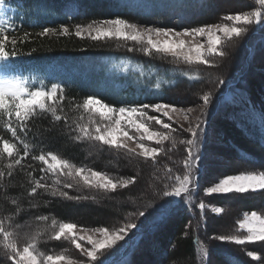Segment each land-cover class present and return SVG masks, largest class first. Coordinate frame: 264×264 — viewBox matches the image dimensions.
Segmentation results:
<instances>
[{"label":"trees","instance_id":"16d2710c","mask_svg":"<svg viewBox=\"0 0 264 264\" xmlns=\"http://www.w3.org/2000/svg\"><path fill=\"white\" fill-rule=\"evenodd\" d=\"M197 1L9 0L11 7L8 16L12 18L16 35L22 37L25 31L30 34L27 41L18 44L20 55L15 58L16 62L64 60L73 63L80 62L82 66L88 67L82 69V76L75 79L72 75L70 77L60 76L59 83L64 88V100L60 102L57 114L64 119L55 121L47 112L38 113L37 116L33 117L28 122L31 133L26 138V142L29 143L32 150L23 162L26 166L23 169L17 168L12 178L5 176L4 180L0 181V219L12 216L14 223L19 225L14 231L17 233L16 239L20 247L24 246L27 234L36 235L39 232L42 235L37 243L38 250L45 255H51L64 248L62 240L56 241L49 238L53 219L57 221V224L70 222L79 226L84 224L103 225L105 223L103 217L115 215V219L123 220L128 213L145 208L147 215H150L152 219L155 209L171 199L163 196V192L169 190L165 185L169 186L170 183L165 172L168 168L172 169L171 159H175L176 154H183L186 149V145L181 143L182 140L186 139L179 134L173 135L175 145L172 144L171 140L169 141L171 148L167 149L168 154L161 153L155 163L151 159H144L143 157H130L134 161L131 170L128 169L131 165L126 164L125 161L121 160L123 156L117 154L121 157L119 162L124 168L119 169L120 173H117L118 169H116L114 174L116 176L123 174L126 178L135 176L136 181L127 188L115 192L106 193L102 190L100 192L89 190L82 182L77 184L74 177L63 175L59 177L60 183L57 185L56 176L45 174L43 182L49 185V190L38 189L35 196H29L28 192L32 184L28 173L32 172L33 176L39 178L41 162L34 161L31 157L49 151L67 159L77 167L86 166L105 173L113 171L110 165L106 163L107 155L105 154L108 152L116 153L119 149L112 147L106 149L107 147H102L99 142L93 140H76L74 139L76 133L70 130V128H76L81 124V118L85 117L87 120L88 115L83 116L81 108L77 105H82L83 100L89 95L97 96L113 106H122L123 104H151L156 102L176 103V98L173 95L179 93L181 87H184L185 93L211 91L207 88L208 84L205 85L204 73L213 75L218 69H209V67L201 65L194 67L178 66L177 63L171 62L167 58L163 61L162 58L158 59L153 55H146L139 50L129 52L127 50L128 43L125 41L116 40L113 42V39L109 42L93 41L87 38L80 39L74 35L73 26L77 23L84 24L94 19L109 18L116 15L140 24L173 26L177 25V22L174 21H177L176 19L179 17L182 18L181 22L187 23L192 21V18L185 16L186 6H194ZM205 1L202 8L198 9L199 15L195 16V19L212 24L227 12L224 10V6L223 10H219L220 0ZM197 4L199 8L200 3ZM183 7L185 13L181 10ZM179 11L182 12L181 16H179ZM234 13L236 12L231 11L229 14ZM60 24L68 25L73 34L70 36L47 35L43 37L36 35L42 27L58 28ZM262 35L264 32L255 38L259 39ZM256 44L264 47V37ZM250 45L252 44L250 43ZM32 49H36V51L32 52ZM130 65L135 70L130 68ZM253 65L254 62L250 66L248 65L251 67L250 77L254 74L252 72H255L254 67H257L255 70L260 68L259 63H255L256 66ZM255 73L259 79H250V87H248L247 81H244L228 87L224 92L219 91L218 94L222 95V101L212 118L213 123L210 124V127L206 125L207 136L208 131L212 130L216 134V141L223 144V148L218 152L229 154L231 161L248 159L259 163L264 162V105L253 101L255 100L254 96L260 99V94L264 93V70ZM259 80L262 83L263 92H261ZM217 81L216 79L215 82L217 83ZM215 82H212L214 86H216ZM214 86L212 88L216 95L218 90ZM241 98L245 99V102ZM240 109H246L247 113L242 114ZM0 137L16 143L4 129L2 123H0ZM21 138L24 139L23 136ZM217 146L219 147V144ZM17 147L21 148V152L23 151L22 146L17 144ZM90 151L91 153H89ZM95 151L99 154L96 155ZM8 162L6 158L0 160V169H6ZM28 164H31V168L27 167ZM117 165L116 162L115 166L117 167ZM67 183H72L73 187L71 189L64 187ZM147 184L151 185L150 187L153 188L151 191L154 194L147 190ZM198 185H200V179ZM53 187L67 191L70 196L87 195L95 196L96 199L76 201L59 196L54 197L51 195ZM109 198L121 201L120 204L119 202L117 204V213L115 212L117 208L113 205L115 203L110 202ZM12 199H16L22 209L18 216L13 215L12 209L15 206L11 204ZM133 202L138 203V206L134 208ZM75 209L77 210L76 217L73 216L72 212ZM184 209L185 207L182 206L175 208L178 215L173 222H167L170 220L173 211L170 216H168L170 214L168 212L164 218H156V222L160 221L162 225L158 229L152 230L153 234L150 238L156 240V243L160 242V245L167 241L169 243L161 249L163 253L158 252L164 261L163 264H173V262L177 264V260L179 264L183 262L194 264L192 259L196 255V248L202 244L201 233L190 228L185 229L188 213ZM39 215H47L48 221H38L36 217ZM198 217L199 215L197 219ZM152 221L155 220L152 219ZM214 233L213 230L212 234L214 235ZM170 245H173L174 248L170 249ZM212 248H215L211 255L214 264H240L243 259L249 261L243 255L232 254V256L222 246L213 245ZM6 251L2 241H0V264H7ZM169 253L172 258L171 263H169Z\"/></svg>","mask_w":264,"mask_h":264},{"label":"snow or ice","instance_id":"6c2138e0","mask_svg":"<svg viewBox=\"0 0 264 264\" xmlns=\"http://www.w3.org/2000/svg\"><path fill=\"white\" fill-rule=\"evenodd\" d=\"M259 5L255 11H245L237 14H228L222 19L231 23H213L203 24L196 27H183L177 29L175 27L158 26L155 24H140L123 18L119 15L94 19L90 22L73 26L74 35L80 39H91L100 41L104 39H118L132 42L133 46L128 47L129 52L141 51L151 56L153 52L158 54L170 55L174 59L182 60L187 64H200L209 67H216L214 58L223 57L225 53L220 50V45L224 40H231L233 37H240L246 29L238 25H257L264 27V0H256ZM9 0H0V123L4 129L10 134L12 140L0 137V160L7 159L9 162L6 169H0V181L5 176L12 178L17 168L23 169L26 165L23 163L25 158L29 156L31 147L26 142V138L31 133L28 122L38 113H50L55 121L64 119L57 114L60 108V102L64 100V88L59 83H51L50 86H34L30 80L17 72L14 67L16 59L20 53L18 44H23L29 39V33L24 32L22 37L16 35L12 18L8 16L10 10ZM10 33H12L10 35ZM73 34L72 29L68 25L60 24L56 27H42L37 36L43 37L47 35L70 36ZM186 37L202 38L203 42L192 43ZM136 45H139L137 49ZM36 49H32L35 52ZM218 79V83L224 84L223 79ZM159 87V85H157ZM212 93L203 95V105L207 106L211 103ZM85 112L97 115L98 120L91 118L87 123L79 124L76 128H70L76 135L74 139L93 140L101 142L103 145L115 149H124L135 156L151 159L154 163L157 157L167 150L164 147L165 141H172L175 145V139L170 135L172 130L171 123H166L161 117H169L170 111H175L173 105L168 103H140V104H123L122 106H113L104 102L101 98L93 95L87 96L82 105H77ZM156 113L149 115V112ZM206 113L202 111L201 116ZM154 123L161 128L169 131H155L150 127ZM207 121L203 118L199 119L194 127H190L188 132L190 137L182 140L181 143L186 145V158L183 160V175H172V169H166L165 176L172 181L170 190L163 192L164 197L171 198L167 203L161 204L153 213V220L157 217L164 218L172 209L175 199L182 198L185 195L187 200L184 203H192V194L198 187L199 177L202 175L204 165L202 161L205 159V145L207 144ZM131 133V134H130ZM138 134V136H137ZM24 137L22 139L21 137ZM125 140L136 141V148H129ZM145 141L154 142L155 147H149ZM17 144L22 146L17 147ZM34 161L41 162L42 167L39 169L41 175L39 178L32 175L30 183L32 187L28 192L29 196H35L38 189L49 190V185L45 182V174H52L57 177L56 184L59 185L60 176H69L76 179V183H83L89 190H97L103 192H114L118 187L127 188L136 181V177H119L113 176L103 171L94 170L86 166L77 167L70 163L67 159L61 158L59 155L49 151L41 152L39 155L31 157ZM27 167L31 168V164ZM64 187L71 189L72 183H67ZM167 188L168 186L165 185ZM205 194L242 195L246 193H254L257 191L264 192V171L260 172H242L240 174L226 175L218 179L212 186L207 187ZM51 195L63 197L68 200H95V196L77 195L70 196L67 191L61 190L59 187L51 189ZM11 204L15 206L12 209L13 215L18 216L22 211L16 199L11 200ZM35 207V205H33ZM197 207L203 213L206 204L201 201ZM212 212L222 213V207H212ZM132 217H136L134 220ZM147 217V209H137V211L128 213L125 222L114 229L109 227H96L94 229H81L80 231L87 233L91 231L102 238H94L93 235H81L77 231L76 223H59L55 219L51 222L50 239L56 241L64 239L70 240L76 249H79L92 262L97 261V254L101 250H111L110 255L100 261V264H113L111 254H115L119 248H114L117 242L123 241L127 243L136 234L134 230H142L146 225L141 222L137 223L140 218ZM38 221H48L47 215H39L36 217ZM19 225L15 224L13 217L9 216L0 219V241H2L6 251L7 264H73V261L65 255H44L37 248L39 237L42 233L36 235L27 234L23 247L17 243V233L14 231ZM240 228L246 229L245 235H217L211 239L221 242H233L236 245H245L249 242H262L264 245V215L252 211L250 215L245 214V219L240 222ZM86 241L90 247L86 248L81 243ZM123 247V244L119 245ZM207 249H203L201 255L206 256ZM248 257L260 261L264 264V259L256 252L248 251ZM80 264H84L80 261Z\"/></svg>","mask_w":264,"mask_h":264},{"label":"rangeland","instance_id":"374dc122","mask_svg":"<svg viewBox=\"0 0 264 264\" xmlns=\"http://www.w3.org/2000/svg\"><path fill=\"white\" fill-rule=\"evenodd\" d=\"M206 1L198 0L195 5L186 6V13L184 7L181 9L184 11L186 17L192 18V21H189L185 23L184 21L181 22V17L179 19H176L177 25H169L166 27H175L177 29L183 28V27H196L203 24V20L195 19V16L197 17L199 13L197 12L198 9H201L203 4ZM220 6L219 10H226L227 12L225 15H221L219 17V20H217L215 23H231L229 21L223 20L222 18L231 11L237 13L245 12V11H255L256 8L259 7V5L256 3V0H220ZM199 8H198V4ZM228 5L225 7V5ZM180 6V5H179ZM228 7V8H227ZM184 9V10H183ZM220 10V11H221ZM179 16L182 13L179 11ZM212 19V18H211ZM181 22V23H179ZM213 24V23H212ZM158 25V24H155ZM162 26V25H158ZM239 27H242L246 29L242 33L240 37H233L231 40H224L222 44L219 46L220 50H222L225 55L223 57L217 56L214 58L216 61L217 66L215 68L201 65L205 67H209V69H218L215 71V74L210 73H204L205 75V85L208 84L207 88L211 89L212 97H211V103L207 106L203 105L202 97L204 94L209 93V91H202L201 93L196 92H184V87H181L179 89V93L173 95L174 98H176V103L174 102H167L168 104L173 105L175 108V111H170L169 117H161L164 119L166 123H171L172 130L170 131V135L173 137L175 134H179L180 136H183L184 139H189L190 133L188 132V129L190 127H194L195 124L198 122L199 119L203 118L207 121L206 125H209L213 123V117L216 113V109L219 106V104L222 101V95L218 94L220 92H224L228 87H231L234 84H238L239 82H246L248 83V87H250L251 82H249L250 79H259L257 76V73L264 70V47H261L257 45L256 43H259L261 39L264 37V35L260 36L261 38L257 39L255 38L257 35L264 32V27L257 26V25H238ZM250 30H253L250 32ZM250 32V33H249ZM254 36L253 38H251ZM187 40L191 41L192 43H200L203 42L202 38L196 37L193 39L192 37H186ZM111 39H104L100 40L102 42H109ZM118 39H113V42H115ZM260 40V41H259ZM123 41V40H121ZM259 41V42H258ZM128 46H133L132 42H128ZM250 43L252 45H250ZM131 44V45H130ZM257 45V46H256ZM136 47H139V45H136ZM141 52V51H140ZM143 53V52H142ZM228 54V55H227ZM155 58L158 59H164L167 58L169 61L177 63L176 65H187L189 67H194L195 65L200 64H187L179 59H174L170 55L166 54H158L153 52L152 54ZM55 59V58H54ZM253 66H256L255 63H259L260 68L256 69L257 67H254V73L253 76L250 77L251 74V67H249L251 64ZM244 63V64H243ZM243 65V66H242ZM249 65V66H248ZM17 69V72L21 75H23L25 78L30 80V83L34 86H50L51 83H56V81H59L60 76L64 75L65 77L72 75L74 79L78 76H82L81 71L82 69H87V66H82L80 62L73 63V62H67L64 60H29L27 62H23L22 64H17V66H14ZM130 68H133L132 65L129 66ZM241 68V69H240ZM135 70V68H133ZM207 69V68H206ZM240 69V70H239ZM86 72V71H85ZM131 72V71H130ZM217 78H222L225 83L219 84L215 80ZM73 79V80H74ZM218 80V79H217ZM100 82V81H99ZM212 82L216 83V86L213 85ZM258 83L261 84V92H263L262 83L260 80ZM264 85V83H263ZM212 86L216 87L218 90L217 94L215 95L214 89ZM244 86V85H242ZM247 88V87H246ZM248 89V88H247ZM263 90V91H262ZM252 93V92H250ZM250 93L248 94L250 96ZM264 93L260 94V99L254 96V103H263L264 105ZM243 102H245V99H242ZM160 103H166V102H160ZM82 115L85 116V114L88 115L87 120H85V117L80 119L81 124L87 123V121L91 118L92 120H98L99 117L97 115H92L90 117L89 113L85 112L82 108ZM242 114H246V109H240ZM205 112V116H201V113ZM154 112H149V115H155ZM150 127L155 131H169L166 129L161 128L159 125H156L154 123L150 124ZM216 129V127H215ZM217 130V129H216ZM131 134V133H130ZM138 136V134H137ZM217 137L212 130L208 131L207 136V144L205 145V159L202 161L204 168L202 169V175H200V185L196 188L195 192L192 194V203H184V200H187V196L185 195L182 198H177L174 201V204L172 206V209L170 211L171 215L172 211L173 214L170 217V220L167 222H173L175 219H177L178 213L175 212V208L177 209L178 206L185 207V211L187 210V224L185 226V229H193L194 231H198V233H201L202 235L201 240L202 244L198 245L196 248V255H194V264H214L213 256L211 258V255L213 254V251L215 248H212L213 245L216 246H222L223 249H226L229 253L232 254H239L243 255L244 257L248 258V262L244 261L243 259L240 264H260V261L254 260L251 257H248L246 253L248 251L256 252L258 255L261 256L262 259H264V245H262V242H249L245 245H236L233 242H221L219 240L211 239L213 236L217 235H245L247 234L246 229L240 228V222L245 219V214L248 215L251 214L252 211H257L258 214L264 215V192H254V193H246L242 195H236V194H228V195H217V194H205V189L207 187L212 186L218 179L225 177L226 175H232V174H240L242 172H260L264 171V162L259 163L253 160L246 159L243 160H237V161H231L230 155L224 154L223 152H218L223 148V144L216 141ZM170 141V140H169ZM169 141L164 142L165 149L169 150L171 148V144H169ZM126 143H128L129 148H136L137 151H140L137 148L136 141H129L125 140ZM146 145L149 147H155L154 142L145 141ZM219 144V147L217 144ZM100 146L107 147L109 146L103 145L101 142H99ZM96 152V151H95ZM123 152V153H122ZM91 153V151L89 152ZM218 153V154H216ZM99 154V152H96V155ZM123 156V158L119 157ZM105 155H107L106 163L110 165L112 172L108 174H114L116 173V169H118L117 173H120L121 168H124L120 161H125L126 164L128 163L130 168H132L133 160L130 159V157H137L134 154H131L127 152L124 149H119L116 153L115 152H108ZM175 159H171V168L173 169V176L176 175H183L185 169L183 166V160L186 158V151L183 152V154H176ZM139 157V156H138ZM118 163L117 167L115 166V163ZM179 164V165H176ZM176 165V166H174ZM137 172V171H136ZM113 176H116L115 174ZM119 177L126 178V176H123V174H119ZM148 182V181H147ZM172 181H170L168 189L170 190ZM148 185V184H147ZM130 186V185H129ZM151 185L147 186V190L151 193L150 187ZM124 188L118 187L116 190H122ZM100 192V191H99ZM115 192V191H114ZM156 192V191H154ZM154 194V193H153ZM110 199V198H109ZM110 202H114V207L117 208V204L121 203L120 200L110 199ZM85 201V200H83ZM203 201L206 204V208L203 213V220L201 219V213L197 205ZM136 204V205H135ZM132 206L135 208V206H138V203L133 202ZM212 207H222L223 212L222 213H214L212 212ZM137 211V210H136ZM73 216L76 217L77 210H73ZM118 212V208L115 211ZM113 214V213H112ZM199 215L198 219L197 216ZM114 216H107L104 219L103 225H96V224H84V225H77V231L80 232L81 235H93L94 238H102L99 237L98 234L93 233L91 231H88L87 233L80 231L81 229H94L96 227H109L110 230L114 229L116 227L121 226L125 222V218L123 220L115 219ZM173 217V218H172ZM172 218V219H171ZM132 219L136 220V217H132ZM153 219V218H152ZM151 216L147 215L146 218H140L137 220V223L140 224L143 222L146 227L142 230H134L136 234L133 236L132 239L128 240L127 243H124L123 241L117 242V245L114 246V248H119L118 251L115 252V254H111V261L113 264H163L164 261L161 257L160 253L161 249L166 247L169 243L163 242L162 245H160V242L156 243V240H152L150 237L153 234L152 230L158 229L160 225H162L160 221H152ZM167 219V218H166ZM220 219V220H219ZM165 220V219H164ZM163 220V221H164ZM215 220H218L217 222ZM105 225V226H104ZM119 225V226H118ZM171 230V229H170ZM214 230V235L212 234ZM163 231V230H162ZM186 231V230H185ZM63 241V247L60 251L55 252L51 255H65L69 259L73 261V264H80V261H83L84 264H100V261L105 259L107 256L110 255L111 250H101L100 253L97 254V261L92 262L88 257H86L79 249H76L74 244L70 240L61 238ZM66 243V244H65ZM81 243L84 245V247L88 248L90 245L87 244L86 241H81ZM123 244V247H119V245ZM160 245V246H159ZM174 248L173 245H170V249ZM203 249H207V255L202 256L201 253ZM235 251H234V250ZM163 253V251H161ZM45 255V254H44ZM169 253V263H171L172 258L170 257ZM46 256V255H45ZM233 256V255H232ZM161 260V261H160ZM187 262L189 260H186ZM189 263V262H188ZM186 262L180 263V264H188ZM60 264H64V262H60ZM174 264V262H173ZM177 264H179V261L177 260Z\"/></svg>","mask_w":264,"mask_h":264}]
</instances>
